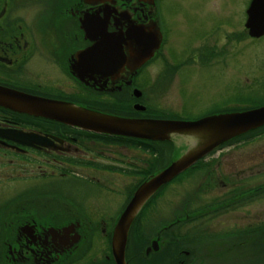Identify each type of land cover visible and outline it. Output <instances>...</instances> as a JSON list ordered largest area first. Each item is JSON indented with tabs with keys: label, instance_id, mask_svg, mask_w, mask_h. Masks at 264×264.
I'll list each match as a JSON object with an SVG mask.
<instances>
[{
	"label": "flooded vegetation",
	"instance_id": "obj_1",
	"mask_svg": "<svg viewBox=\"0 0 264 264\" xmlns=\"http://www.w3.org/2000/svg\"><path fill=\"white\" fill-rule=\"evenodd\" d=\"M152 1L0 0V86L80 106L89 100L83 97L86 93L92 99L103 95L119 101H142L145 92L140 87L151 83L150 69L156 56L134 70L126 33L134 35L130 28L148 31L152 24L160 29L159 0ZM84 26L97 40L103 35L120 37L125 56L122 65L116 61L112 69L83 68V49L94 43L86 38ZM163 44L162 38L160 48ZM140 80L144 86L138 84ZM137 88L140 97L135 95ZM138 101H133L131 108ZM223 110L227 109L217 111ZM145 112L136 111L132 117L141 118ZM88 133L0 105V264H115L110 253L112 228L134 187L151 173V149L105 142ZM263 135L264 131L235 139L207 154L192 172L202 179L194 189L206 200L185 198L180 212L173 215L179 216L158 225L144 243L140 241L141 250H135L148 255L147 261L161 264H212L219 254L229 261L264 259L263 220L246 218L248 203L263 197L264 181L252 185L240 178L247 165L237 172L236 161L223 163L225 152L249 145ZM108 149L126 160L101 161L107 159ZM134 155L141 157L135 159ZM263 155L257 159L258 165L263 163ZM102 173L134 178L136 182L124 193H116L94 176ZM78 186L87 192L82 193ZM217 186L224 191L215 194ZM103 189L106 191H100ZM161 195L145 205L144 218L152 213L155 199ZM191 203L196 206L188 210ZM227 209L234 216L228 232L215 236L202 227L191 229L188 225ZM188 214H195L192 218L196 219L181 223L179 219ZM135 250L124 252L127 264H137Z\"/></svg>",
	"mask_w": 264,
	"mask_h": 264
},
{
	"label": "rangeland",
	"instance_id": "obj_2",
	"mask_svg": "<svg viewBox=\"0 0 264 264\" xmlns=\"http://www.w3.org/2000/svg\"><path fill=\"white\" fill-rule=\"evenodd\" d=\"M248 3L249 0H159L158 15L162 22L160 26L164 32V44L155 58V65L150 69L153 75L151 83L146 87L143 85L145 82L138 81L139 85L144 86L140 88L145 92V103L167 115L172 114L173 119L183 121L196 120L224 107L230 110L244 109L264 103V36L254 39L247 35L244 22L247 18L245 9ZM84 96L88 98L90 95L86 93ZM100 96L97 97L99 99L94 96L93 101L85 99L84 102L111 104L110 99H116L113 96ZM173 140L181 148L186 146L184 137H174ZM105 152L107 159H102L103 162H107L109 158L126 160V157L114 153L113 149ZM261 154H264V135L257 137L249 145L225 152L223 163L229 160L226 164L232 165V161H236L237 172L247 165L246 173H242L240 178L243 177L242 180H247L253 185L255 181H264V155L263 163L258 165L257 160ZM140 157L134 155L135 159ZM150 159V166L158 161L157 156L150 155ZM228 168L229 166H226L225 170ZM158 169L159 167L153 168L157 171ZM237 175L240 176L239 173ZM94 176L99 177L104 186L112 187L114 192L120 194L136 182L134 178L127 179L125 176H115L111 173ZM198 180H202L198 173L193 175L187 172L180 181L171 182L163 189L162 195L156 197V203L151 208L152 213L143 217L138 228L143 243L158 225L179 216L173 215L177 211L180 212V205L185 198L190 196L195 198V201L206 200L205 195H200L194 189ZM76 189L82 190V193L87 192L84 186H78ZM224 189L217 186L213 192L222 193ZM213 192L211 193L214 194ZM262 196L257 201L248 200V221L262 219L264 224V194ZM121 198L122 195L118 197V201ZM195 206L191 203L187 209L192 210ZM228 210L230 209L213 217H185L179 221L186 223L190 219H196L195 222L188 223L191 229L202 227L216 236L231 229V218L234 216L233 213H227ZM146 256L148 255H143L136 262L161 264L157 261H147ZM212 264H264V259L244 261V258H241L239 261H229L225 259L224 254H219Z\"/></svg>",
	"mask_w": 264,
	"mask_h": 264
},
{
	"label": "water",
	"instance_id": "obj_3",
	"mask_svg": "<svg viewBox=\"0 0 264 264\" xmlns=\"http://www.w3.org/2000/svg\"><path fill=\"white\" fill-rule=\"evenodd\" d=\"M150 1V0H149ZM152 1V0H151ZM154 3V1H152ZM246 21L244 28L247 35L258 39L264 36V0H250L246 9ZM84 25V23H83ZM85 36L94 40L90 48L83 49V68L86 71L112 69L111 64L124 62L121 51L120 37L103 35L100 40L97 36L89 33L86 26L83 27ZM146 30V29H145ZM126 33L129 39L131 51L133 52L134 70L156 56L160 49L162 36L156 24H152L148 31H138L130 28ZM136 97L140 96L139 89L134 90ZM0 105L5 108H13L16 111L28 113L47 119L67 123L72 127H78L90 133L125 137L142 140H153V142H173L174 137H184L186 146L179 150L178 155L162 168L153 171L147 178L135 187L126 205L122 208L120 215L116 218L110 237V253L115 264H127L124 256L126 239L129 229L136 215L139 214L143 205L158 192L167 182H171L176 175L193 166L196 160L204 156L225 142L234 140L235 137L244 136L245 133L264 127V105L244 111H233L223 113H212L191 121L173 119L130 118L109 114L99 109L87 108L77 103H66L61 101L39 99L34 96L13 92L0 86ZM136 110L144 111L146 107L139 103L134 105ZM176 148H181L174 143ZM188 214L185 217H193ZM185 219V218H184ZM180 220V219H179ZM181 221V220H180ZM176 222V221H175ZM154 245L155 242H152ZM148 247L145 249L147 253Z\"/></svg>",
	"mask_w": 264,
	"mask_h": 264
},
{
	"label": "trees",
	"instance_id": "obj_4",
	"mask_svg": "<svg viewBox=\"0 0 264 264\" xmlns=\"http://www.w3.org/2000/svg\"><path fill=\"white\" fill-rule=\"evenodd\" d=\"M178 68V66H177ZM97 98V96H96ZM88 101H93L92 98L89 96L88 97ZM95 99V98H94ZM99 99V98H97ZM96 100V99H95ZM88 101H85V103L87 104H90L93 106V108L95 109H99V111H103V112H109L111 114H119L120 116H126L128 117L131 112L133 111V108H131V104L133 103V101H138L137 100H127V101H119V98L117 99H110V102L111 104H108V102H106L105 104L101 103V102H98V101H95V102H92V103H89ZM113 101V102H112ZM118 103V104H117ZM146 104V103H145ZM264 103H261V104H255L257 106L259 105H263ZM148 105V104H147ZM254 107V106H253ZM235 109V108H233ZM235 110H238V109H235ZM229 111H233V110H229ZM129 112V113H128ZM131 116V115H130ZM146 116L149 117H155V118H159V117H162V118H170V117H173L172 114L170 115H167L165 114L164 112H162L161 110H156V109H153L149 106V108L147 109L146 111ZM264 131V127L262 128H257L255 129L254 131H251L249 133H245L244 136H240L239 138H235L237 140H242V139H245L246 137L250 138L252 136H254L255 134L257 133H260ZM89 134V133H88ZM89 136H98L102 141H105V142H108V141H111V142H121L122 144H126V145H131V146H150V155L152 156H157L158 157V161L156 162V164L154 165H151L150 166V170H151V173L155 170H153L154 167H159L162 168V166L166 165V163L168 164L169 161L172 160V157L178 155L179 153V150H181V148H176V146H174V143L171 141V142H153V141H142V140H136V139H131L130 137L129 138H122L120 136L118 137H113V136H99L98 134L95 135V134H89ZM234 139V141H235ZM155 146H163L159 149H157ZM205 158V157H204ZM203 158V159H204ZM203 159H198L197 161H195V163L193 164V166H191L190 168L184 170L181 174L179 175H176L173 180H179L180 181V178L186 174L187 172L189 173H192L193 170L195 169L194 167L199 163L201 162ZM165 161V162H164ZM171 182L169 183H166L163 185V187H161L158 192H155V194H153V196L148 200V203H150V201L153 200V198L156 196V195H159L160 193H163V189L169 185ZM143 205V208L140 210L139 214L135 216L134 218V221H133V225L131 226L130 230H129V235L127 236V241H126V247H125V251L128 253L130 248L132 251H134L135 249H139V251L141 250V244H140V241H142V239L139 237L140 236V232L138 233V226L141 225V220L143 218V215L145 214L144 213V207L145 205ZM133 248V249H132ZM135 250V255H136V260H139V258L143 257V254H139V251ZM137 264H140L139 261L136 262Z\"/></svg>",
	"mask_w": 264,
	"mask_h": 264
},
{
	"label": "bare ground",
	"instance_id": "obj_5",
	"mask_svg": "<svg viewBox=\"0 0 264 264\" xmlns=\"http://www.w3.org/2000/svg\"><path fill=\"white\" fill-rule=\"evenodd\" d=\"M186 144V143H185ZM187 145V144H186ZM182 149V148H181Z\"/></svg>",
	"mask_w": 264,
	"mask_h": 264
}]
</instances>
